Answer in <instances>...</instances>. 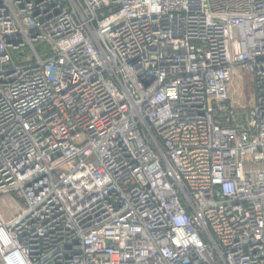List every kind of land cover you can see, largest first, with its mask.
<instances>
[{
  "label": "built area",
  "instance_id": "built-area-1",
  "mask_svg": "<svg viewBox=\"0 0 264 264\" xmlns=\"http://www.w3.org/2000/svg\"><path fill=\"white\" fill-rule=\"evenodd\" d=\"M4 197L0 264H264V0H0Z\"/></svg>",
  "mask_w": 264,
  "mask_h": 264
},
{
  "label": "rangeland",
  "instance_id": "rangeland-1",
  "mask_svg": "<svg viewBox=\"0 0 264 264\" xmlns=\"http://www.w3.org/2000/svg\"><path fill=\"white\" fill-rule=\"evenodd\" d=\"M253 83L249 72L236 70L230 84V100L228 105L238 116H242L243 109H247L252 103ZM12 201L6 197L0 199V211L9 216Z\"/></svg>",
  "mask_w": 264,
  "mask_h": 264
}]
</instances>
